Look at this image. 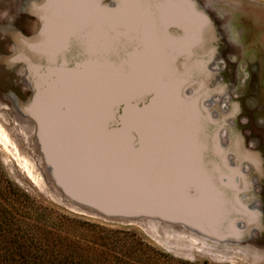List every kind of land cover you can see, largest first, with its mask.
Returning a JSON list of instances; mask_svg holds the SVG:
<instances>
[{
    "label": "water",
    "instance_id": "water-1",
    "mask_svg": "<svg viewBox=\"0 0 264 264\" xmlns=\"http://www.w3.org/2000/svg\"><path fill=\"white\" fill-rule=\"evenodd\" d=\"M50 4L51 10L49 6L48 14L41 18L44 27L35 38L36 48L42 50L44 45L51 43L49 33L53 20L56 26L61 27L62 34L66 33L61 16L53 9L55 6L63 13L66 11L72 20L67 29L69 34L63 35L58 42V63L67 70H73L83 63L88 54L93 59L98 55L96 70L110 77L128 73L137 78L136 83L131 85L132 81L129 82L130 94L116 90L102 98L104 102L113 104L104 109L101 127L97 128L102 137L93 141L92 146L99 145L108 152L96 154L94 149L88 150L92 153L82 150L89 146L84 143V138L68 143L64 137L62 140L65 143L57 149L50 147V138L46 140L41 151L56 183L66 193L72 189L76 191V198L70 196L76 202L99 211L110 213L121 206L146 213L164 210L166 215L188 218L204 225L208 234H211L210 226L213 225L215 232V226L224 224L230 215L227 211L233 205L220 195L219 199L215 198L216 191L224 184L223 178L202 174L206 171L202 160L215 143V137L208 134L218 126L213 114L220 109L202 111V117L197 118L196 103L199 102L202 109V105L205 106L211 98L202 101L203 98L199 97L200 93L208 92L205 86L208 74L204 67L211 60L208 53L205 55L200 51L201 36L204 29L212 26L200 5L193 0H117L111 7L102 5V12L94 15L89 11L93 0H51ZM118 19L125 20L127 25L119 39L109 44L111 38L106 35L107 30L114 33L113 27ZM74 25L77 26L76 34L73 32ZM94 39H105L108 43L100 48L93 43ZM16 45L17 54L11 58V63L15 65L25 60L23 55L32 44L21 38ZM170 53L176 57H170ZM159 58H162V63ZM178 58L186 61H183L184 74L171 68V61ZM151 60L154 62L152 65L149 63ZM39 67L49 77L48 66L41 62ZM197 79H201L204 85L199 91L194 86ZM182 80L185 81L180 82ZM191 81L193 83L189 84ZM32 86L35 91L33 101L41 104L46 87L37 79ZM186 89L190 91V96L184 98ZM123 98L126 100L122 101ZM12 100L20 114L24 115L31 107V101L18 106L16 99ZM56 101L67 99L57 95ZM150 106L156 107L158 112L153 128L134 119L141 112H147ZM96 114L93 113V116ZM144 115V121H149L148 117L152 116ZM93 127V124L86 125L80 135L88 133ZM216 130L218 135L222 127L218 126ZM56 143L52 141L51 145ZM99 155L106 156L101 159Z\"/></svg>",
    "mask_w": 264,
    "mask_h": 264
},
{
    "label": "rangeland",
    "instance_id": "rangeland-1",
    "mask_svg": "<svg viewBox=\"0 0 264 264\" xmlns=\"http://www.w3.org/2000/svg\"><path fill=\"white\" fill-rule=\"evenodd\" d=\"M200 1L212 26L201 36L200 51L208 53L211 60L204 67L208 92L199 97L202 101L211 97L208 108L218 105L220 111L213 116L222 127L218 135V126L208 133L215 143L202 160L206 165L202 174L223 178L215 198L220 195L233 205L224 224L215 226V232L211 225L209 231L235 240L236 226H242L246 244L202 241L204 247L199 243L193 247L170 243L149 232L144 224L108 219L82 207L89 206L70 197L78 196L73 189L62 196L42 169L40 151L33 144L34 130L14 125L18 119L2 107L15 98L13 91L8 94L7 82L16 66L11 63L12 55L8 57L4 51L11 47L15 53L14 38L20 30L18 25L10 27L16 35L13 38L3 35L4 25H0V38H4L0 43V214L8 217L6 227L27 246L46 244L62 253L59 258L68 254L90 264H264V0ZM10 2L15 0H0V14ZM179 60H172L171 68L183 73L186 61ZM194 86L199 91L204 85L197 79ZM191 89L193 92V86ZM151 106L134 117L148 128L156 114ZM144 114H152L149 121H144Z\"/></svg>",
    "mask_w": 264,
    "mask_h": 264
},
{
    "label": "bare ground",
    "instance_id": "bare-ground-1",
    "mask_svg": "<svg viewBox=\"0 0 264 264\" xmlns=\"http://www.w3.org/2000/svg\"><path fill=\"white\" fill-rule=\"evenodd\" d=\"M115 1L117 0H93V5L91 4V6H89V11H92V13L95 15L96 12H100V9L104 7L102 5L111 7ZM195 2L200 5V8L205 10L206 6L204 3H202L200 0H195ZM50 3L51 0H15L14 3L10 2L3 10V13L0 14V25H4L2 27L4 31L3 35H12L14 38L16 35H14V31L10 30V27H15L18 25L20 28H16L20 30V35H17L14 38L15 44H17L18 40H21V38L27 40L28 42L30 41L32 44L31 48H27L25 55H23L25 60H20V62L15 65L16 67L12 71L11 79L7 82V86L9 87H7V89H10L8 94L10 95L11 91L15 93L14 100L16 99V105H26L31 101L29 104L31 107H29L23 115L19 113L13 102L9 104L2 103L4 106L0 103V105H2L4 109L11 111L12 115H14L13 117L16 120L18 119V122H14V125L17 127L20 125V128L22 127L23 129L24 127H26L25 129L30 127L34 130L33 144L34 147L40 151L39 154L42 169L45 170L49 176V181L52 186L62 196L65 197L63 189L56 183L52 175L53 171H50V169L47 167L48 161L41 151L43 150V145L45 144L46 140L50 138V147H55L57 149L65 143L62 140L64 137L68 143H71L74 139L84 138V143L88 144L89 146L81 148L82 150L90 152L88 150L94 149L96 154L108 152L107 149L101 148L99 145H96V147L92 146L93 141L102 137L101 134L98 133L97 128L101 127L100 119L102 117L103 111L104 109H108L113 104L104 102L102 98L105 96V94L116 90H120L124 94H130L131 90L129 89V82L132 81V85V83H136L137 78L128 73L117 74L118 76L114 75L113 77H110L106 74H103L101 71L96 70L95 67L97 66V60L100 58L98 55H95L93 59L92 57H89L91 54H88L89 56L85 57L83 63L78 68H74L73 70H67L63 64L58 63L56 59L58 54V42L60 39H62L63 35L69 34L67 29L70 23H72V20H70L66 11L63 13L60 9H56L55 6H53V9L54 11L57 10L58 15L61 16L60 19L65 25L64 26L62 24L66 33L62 34L61 27L56 26L55 20H53L51 22L53 26L51 28L52 30L50 31L49 28V36L52 38L51 43H49L47 46L44 45V49L42 50H40V48H36L38 46L35 45V38L38 37L37 35L43 31L44 27V20L41 18L43 15L48 14V7L51 5ZM36 6L41 8H36ZM51 8L52 6H50V10ZM124 14H126V12H124ZM27 15H29V18H26ZM126 25L127 23L125 20L118 19L113 27L114 33L111 34L107 30L106 35H108V38H111L109 44L119 39L118 37L124 31L123 29ZM114 28L116 29L114 30ZM73 32L74 34L77 32L76 25H74ZM104 40L105 39H94L93 43L102 48V46L105 47L108 43V40H106V42ZM2 41H4V38H0V43ZM16 49L17 45H14L13 50H15V53L12 52L10 47V49H6L4 51V54H7L8 57L9 55L15 56L17 54ZM169 55L170 57H176L174 53H170ZM47 61L50 64H48ZM158 61L162 63V58H159ZM41 62H43L45 66H48L47 69L50 71L48 73L49 77L47 76L44 69L39 67ZM45 62L47 64H45ZM149 63L151 65L154 64L152 60ZM68 66L69 65H66V67ZM190 66L194 67L191 63ZM88 70L90 72H88ZM36 79L44 87H46L45 95L42 96L43 102H41V104L33 101L35 97V91L32 85ZM57 88H61V90H57ZM183 93L185 95L184 98L190 96L188 89H186ZM8 94L6 96H8ZM57 95L61 96L63 99H67V101H56ZM130 98H132V95ZM125 100V98L122 99V101ZM211 103L212 100L208 101V103L206 102L205 106L202 105V109L201 107L199 108V102L196 103L195 109L198 108V110L196 109L198 116L197 118H201L204 111L209 112V110L214 108L218 109V105H212V107L207 109L208 105L210 106ZM155 109L156 114L150 128L154 127L155 121L158 119L157 108L155 107ZM93 113L97 114L93 116ZM92 124L94 127L91 128L88 133L80 135L83 127ZM25 134L26 132L20 134V136L23 137ZM150 136L152 137L153 135L150 134ZM52 141H57V143L51 145ZM27 143L29 144V142ZM105 156L106 155H99V158L103 159ZM76 204L81 205L79 203ZM81 206L86 207L91 211H97L100 215L107 217L108 219L144 224L149 232L155 233L160 238V240L170 243L175 242L191 245L193 247L194 243L202 244L204 247L205 243L202 241L224 245L229 244V242H232L235 245L246 244L245 239L243 238L246 235V231L243 230L244 228L242 229V226L238 225L234 231V240L229 239L228 234L226 236H211V234L206 232L204 225L198 222H193L188 218L181 219L171 214L166 215L163 213L164 210H156L155 212L146 213L145 211H140L139 209L121 206L115 209V211L108 213L107 211H99L97 208L90 205L89 207L85 205ZM254 243H256V239L253 244Z\"/></svg>",
    "mask_w": 264,
    "mask_h": 264
},
{
    "label": "trees",
    "instance_id": "trees-1",
    "mask_svg": "<svg viewBox=\"0 0 264 264\" xmlns=\"http://www.w3.org/2000/svg\"><path fill=\"white\" fill-rule=\"evenodd\" d=\"M8 224V217L0 214V264H90L89 260L76 261L68 254L59 258L62 253L46 244L27 246L18 234L6 227Z\"/></svg>",
    "mask_w": 264,
    "mask_h": 264
},
{
    "label": "flooded vegetation",
    "instance_id": "flooded-vegetation-1",
    "mask_svg": "<svg viewBox=\"0 0 264 264\" xmlns=\"http://www.w3.org/2000/svg\"><path fill=\"white\" fill-rule=\"evenodd\" d=\"M27 13V12H26ZM27 17L29 18V15H27Z\"/></svg>",
    "mask_w": 264,
    "mask_h": 264
}]
</instances>
